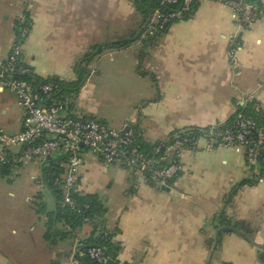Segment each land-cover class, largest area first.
Wrapping results in <instances>:
<instances>
[{"label": "crops", "instance_id": "crops-1", "mask_svg": "<svg viewBox=\"0 0 264 264\" xmlns=\"http://www.w3.org/2000/svg\"><path fill=\"white\" fill-rule=\"evenodd\" d=\"M140 1L0 0V59L10 50L16 21L28 15L22 58L34 76H53L66 85L69 114L113 127L127 124L142 142L163 139L177 129L225 122L236 104L245 106L251 97L264 111V0H259L262 9L255 21L243 28L236 26L234 10L225 1L198 0L188 19L172 23L151 41ZM233 32L242 40L235 71L227 55ZM121 40L128 44L103 50L89 62L84 59L92 47ZM106 78L114 82L105 95L116 96L118 116L88 103V84ZM22 116L16 96L0 82V127L16 133ZM182 165L183 174L158 188L92 153L85 155L77 191L101 201L103 227L120 245L115 261L264 264L258 255L262 251L264 256L260 167L248 168L235 148L184 151ZM45 166L25 162L0 175V264L69 262L72 238L50 242L45 237L47 213L56 209L43 183ZM244 179L253 180L228 200ZM46 189L53 208L46 202ZM221 211L240 222L243 233L222 230L217 220ZM77 232L87 238L91 227Z\"/></svg>", "mask_w": 264, "mask_h": 264}, {"label": "built area", "instance_id": "built-area-1", "mask_svg": "<svg viewBox=\"0 0 264 264\" xmlns=\"http://www.w3.org/2000/svg\"><path fill=\"white\" fill-rule=\"evenodd\" d=\"M194 1L158 0L162 7L178 4L180 8L174 11L155 9L146 24L148 33L153 34L179 19L181 11L190 10ZM225 2L234 10L236 26L246 27L257 18L251 5ZM29 30L30 23L22 14L18 18L10 50L5 58L0 59V82L14 93L23 115L22 128L18 132L10 134L0 127V168L12 169L25 162L47 164L58 157L63 158L64 171L52 181L61 191L62 206L79 209L71 195L77 192L79 168L88 152L104 163L122 167L137 179L149 181L158 188L168 186L183 174L184 151L235 148L242 151L247 167L253 166V171L264 163V111L252 97L245 102H253L254 111L261 116L259 119L242 113L239 107L243 105L236 104L232 112L235 120L229 126H224L225 121L201 128L177 129L163 139L148 142L149 147L143 145L137 133L127 124L113 127L97 118L69 114L67 99L50 98L51 94L62 89L58 78L51 76L46 78V82L33 84L34 74L22 58ZM227 41L229 65L235 71L242 40L239 33L233 32L228 35ZM200 141H203L202 145ZM87 207V204L83 206ZM89 223L88 217L82 219V227L90 226ZM84 239L79 232L73 233L68 264H81L77 258L83 255L96 264H108L109 258L104 250L99 246L84 248Z\"/></svg>", "mask_w": 264, "mask_h": 264}, {"label": "trees", "instance_id": "trees-1", "mask_svg": "<svg viewBox=\"0 0 264 264\" xmlns=\"http://www.w3.org/2000/svg\"><path fill=\"white\" fill-rule=\"evenodd\" d=\"M221 1H231V2H240L243 4H249L255 9L257 16L260 14L262 9L259 0H221ZM146 3H148L147 6ZM139 4L141 8L144 7L142 8V10L146 15V24L155 9L163 8L166 11H174L180 8V5L178 4L162 7L159 4L158 0H141ZM197 6H198V0H195L190 5V10L181 11V17L179 19L173 20L169 24L165 25L164 28L158 29L153 34L148 33V41L154 40L157 36L163 34L167 30L169 25H171L172 23L179 20L188 19L191 16V14L196 10ZM26 19L28 20V23H30V19L28 15H26ZM17 27H18V20L16 21L15 24V30L17 29ZM127 44H128L127 40H121L119 42H112L101 46L92 47L91 51L89 53H86L84 59L87 62H89L96 54L100 53L103 50L120 49L126 46ZM32 78L34 85H38L40 83L47 81L46 79H39L36 76H33ZM60 84L62 85V89L51 94L50 98H55L56 100L64 101L66 99L65 92H68L69 89L66 87V85L63 82L60 81ZM239 111L249 116L255 117L257 119L261 118V116L254 111L253 102L251 103L249 102L245 106H240ZM234 120H235V116L231 115L226 120L224 126H229ZM175 131L176 130H174L172 133H174ZM143 145L146 147L150 146L148 142H143ZM8 170L9 169L4 167L0 168V175L5 174L6 171ZM63 171H64L63 158L51 160L43 168V183L45 187L52 192L54 199L56 201L55 211L53 213H47L48 222L46 223V228H47L45 235L46 239L50 242H53L56 237H59L60 239L72 238L73 233L81 229L82 219L84 217H88L90 221L89 225L92 229L89 236L86 239H84V248L90 246H99L104 250L107 257L112 261V264H119L117 261H115V256L120 251V245L113 240L114 235L112 233H109L103 227V215L105 211L98 197L96 195L82 194L79 191H77L74 192L71 195V197L78 204L79 209L74 210L68 206L61 205V198H62L61 191L60 189H58L56 186L53 185L52 181L55 177L60 176L63 173ZM261 173H264V163L260 166L259 172L257 174L260 175ZM250 180L252 181L253 179H244L238 185H236L228 195V200L230 196H232L237 191L238 187L248 182H251ZM85 204L88 205L87 208H83ZM41 206L42 209L43 205ZM217 220L222 230L243 233V231L241 230L242 224L238 221H232L228 219L225 216L224 211H221L218 214ZM58 224H61L60 228H57ZM248 239L251 241V238L249 236ZM261 253L262 251H260L258 255L260 257V260H263L264 256L261 258ZM77 259L81 264H96L87 255L80 256Z\"/></svg>", "mask_w": 264, "mask_h": 264}, {"label": "rangeland", "instance_id": "rangeland-1", "mask_svg": "<svg viewBox=\"0 0 264 264\" xmlns=\"http://www.w3.org/2000/svg\"><path fill=\"white\" fill-rule=\"evenodd\" d=\"M112 85H114V82H112V83L109 82V80L107 78L105 80L95 79L94 81L89 83L88 88H87L88 103L96 106L100 110L108 112L111 115L118 116L120 114V111H118V109H117L118 107H117V102H116V96L114 95L113 98H111V97L107 98V96L105 95L106 89ZM107 124L110 125L109 123H107ZM89 153H91V152H89ZM59 158L60 157H58V159ZM45 195H46V202L48 204V207L53 208L54 207V201H53V198H52L49 190H47V189L45 190ZM262 248H263V246H262Z\"/></svg>", "mask_w": 264, "mask_h": 264}, {"label": "water", "instance_id": "water-1", "mask_svg": "<svg viewBox=\"0 0 264 264\" xmlns=\"http://www.w3.org/2000/svg\"><path fill=\"white\" fill-rule=\"evenodd\" d=\"M127 129H128V127L125 128V130H127ZM251 168L253 169L254 167L251 166ZM217 234H219V233H217ZM108 264H112V261L110 259H108Z\"/></svg>", "mask_w": 264, "mask_h": 264}]
</instances>
